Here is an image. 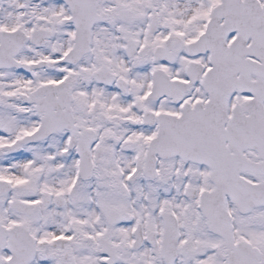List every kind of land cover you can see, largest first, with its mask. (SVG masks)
I'll list each match as a JSON object with an SVG mask.
<instances>
[{"label":"snow or ice","instance_id":"6c2138e0","mask_svg":"<svg viewBox=\"0 0 264 264\" xmlns=\"http://www.w3.org/2000/svg\"><path fill=\"white\" fill-rule=\"evenodd\" d=\"M0 264H264V0H0Z\"/></svg>","mask_w":264,"mask_h":264}]
</instances>
